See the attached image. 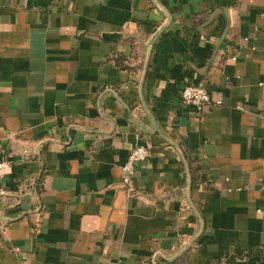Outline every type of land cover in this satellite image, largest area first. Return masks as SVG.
I'll return each instance as SVG.
<instances>
[{
    "label": "crops",
    "instance_id": "0c3cea01",
    "mask_svg": "<svg viewBox=\"0 0 264 264\" xmlns=\"http://www.w3.org/2000/svg\"><path fill=\"white\" fill-rule=\"evenodd\" d=\"M0 158V264H264V0H0Z\"/></svg>",
    "mask_w": 264,
    "mask_h": 264
},
{
    "label": "built area",
    "instance_id": "2783aa9c",
    "mask_svg": "<svg viewBox=\"0 0 264 264\" xmlns=\"http://www.w3.org/2000/svg\"><path fill=\"white\" fill-rule=\"evenodd\" d=\"M221 101L213 99L206 86L202 84L186 83L181 90V103L183 105H192L198 113H201L208 105ZM149 155V148L146 144L134 145L124 163L121 165L122 184L130 187L134 175L135 164L143 161ZM5 160L0 158V182L4 176Z\"/></svg>",
    "mask_w": 264,
    "mask_h": 264
},
{
    "label": "water",
    "instance_id": "95a60500",
    "mask_svg": "<svg viewBox=\"0 0 264 264\" xmlns=\"http://www.w3.org/2000/svg\"><path fill=\"white\" fill-rule=\"evenodd\" d=\"M156 3V2H155ZM157 5V4H156ZM165 13V22H164V24L162 25V26H160L152 35H151V37L148 39V42H147V45H146V54H145V59H144V65H143V69H142V73H141V78H140V84H139V86H141V84H142V81H143V79H144V75H145V72H146V68H147V63H148V56H149V52H150V49H151V47H152V44H153V42H154V40H155V38L157 37V35L160 33V31H162V29L170 22V17H169V15L166 13V12H164ZM155 130H157V128L155 127ZM171 143V142H170ZM172 144V143H171ZM180 154H181V157H182V160L183 161H185L184 160V157H183V154H182V152L180 151ZM186 170H187V167H186ZM189 185H190V180H189V178H188V189H189ZM201 228H202V225H201ZM193 241V239L192 240H189V241H187L185 244H183V246L175 253V254H173L172 256H170V257H165L167 260H169V261H172V260H174L175 258H177L180 254H182L187 248H188V246L191 244V242ZM158 255H160V256H163L162 254H161V252H159V251H157V252H155L154 253V255H153V258H152V260L155 262V259H156V257L158 256ZM164 257V256H163Z\"/></svg>",
    "mask_w": 264,
    "mask_h": 264
}]
</instances>
